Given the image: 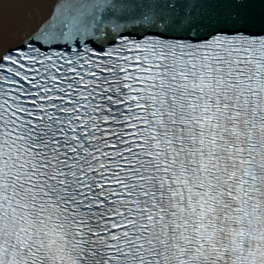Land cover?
<instances>
[{
	"label": "snow or ice",
	"instance_id": "1",
	"mask_svg": "<svg viewBox=\"0 0 264 264\" xmlns=\"http://www.w3.org/2000/svg\"><path fill=\"white\" fill-rule=\"evenodd\" d=\"M245 6L0 0V264H264Z\"/></svg>",
	"mask_w": 264,
	"mask_h": 264
},
{
	"label": "water",
	"instance_id": "2",
	"mask_svg": "<svg viewBox=\"0 0 264 264\" xmlns=\"http://www.w3.org/2000/svg\"><path fill=\"white\" fill-rule=\"evenodd\" d=\"M177 1H179L178 3L195 4L198 0ZM243 2L246 4L245 7H233L226 11L238 14L240 22L250 30H259L261 27H264V3H262V0H243ZM8 11L10 14H15L17 9L14 5H9ZM192 15L195 16L196 11H193ZM102 38L101 35V39Z\"/></svg>",
	"mask_w": 264,
	"mask_h": 264
},
{
	"label": "bare ground",
	"instance_id": "3",
	"mask_svg": "<svg viewBox=\"0 0 264 264\" xmlns=\"http://www.w3.org/2000/svg\"><path fill=\"white\" fill-rule=\"evenodd\" d=\"M185 1V0H184ZM195 1V0H194ZM177 2H179V1H177ZM196 2H198V1H196Z\"/></svg>",
	"mask_w": 264,
	"mask_h": 264
}]
</instances>
